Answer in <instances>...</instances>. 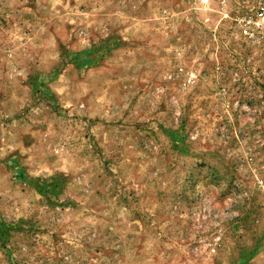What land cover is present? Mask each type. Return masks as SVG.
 <instances>
[{
  "label": "rangeland",
  "instance_id": "rangeland-1",
  "mask_svg": "<svg viewBox=\"0 0 264 264\" xmlns=\"http://www.w3.org/2000/svg\"><path fill=\"white\" fill-rule=\"evenodd\" d=\"M247 3L0 0V264H264Z\"/></svg>",
  "mask_w": 264,
  "mask_h": 264
},
{
  "label": "built area",
  "instance_id": "built-area-1",
  "mask_svg": "<svg viewBox=\"0 0 264 264\" xmlns=\"http://www.w3.org/2000/svg\"><path fill=\"white\" fill-rule=\"evenodd\" d=\"M240 39L257 51H264V0H248L244 12L232 17Z\"/></svg>",
  "mask_w": 264,
  "mask_h": 264
}]
</instances>
